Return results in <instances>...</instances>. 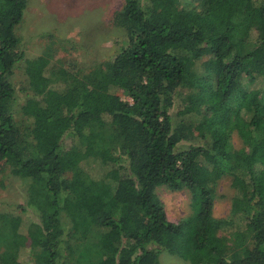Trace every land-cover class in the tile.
Here are the masks:
<instances>
[{
    "label": "trees",
    "instance_id": "trees-1",
    "mask_svg": "<svg viewBox=\"0 0 264 264\" xmlns=\"http://www.w3.org/2000/svg\"><path fill=\"white\" fill-rule=\"evenodd\" d=\"M27 2L0 0V173L26 183L37 220L26 235L0 213V264H24L29 237L33 264H264V0H124L106 63H27L14 110ZM159 187L190 192L188 215L169 220Z\"/></svg>",
    "mask_w": 264,
    "mask_h": 264
},
{
    "label": "rangeland",
    "instance_id": "rangeland-1",
    "mask_svg": "<svg viewBox=\"0 0 264 264\" xmlns=\"http://www.w3.org/2000/svg\"><path fill=\"white\" fill-rule=\"evenodd\" d=\"M124 4V0H28L20 24L16 28L22 44L23 59L14 68L11 80L15 85L14 100L8 104L16 110L24 102L28 89L26 73L27 63L36 64L43 58L49 63L74 64L85 70L105 64L115 51L116 41L125 38V31L112 23L115 11ZM205 59V58H204ZM117 94L131 101L122 90ZM179 100L174 104L173 111L178 108ZM232 140L236 146L241 140L234 133ZM98 175L97 169H93ZM26 183L13 170L0 173V213L20 215L24 224L22 232L29 234L27 220H37L31 211H23L20 205L25 204ZM213 215L225 216L229 212L231 197L234 193L231 178L224 177L215 187ZM157 194L162 200L168 219L177 222L190 212L191 194L187 190L172 191L165 187L157 188ZM222 240L217 234L215 242ZM26 247L21 251L24 264H33L35 257L30 253V237ZM199 256L190 252L188 259L161 251L158 264H195Z\"/></svg>",
    "mask_w": 264,
    "mask_h": 264
}]
</instances>
